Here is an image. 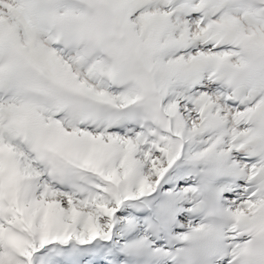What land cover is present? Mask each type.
Returning a JSON list of instances; mask_svg holds the SVG:
<instances>
[{
	"label": "snow or ice",
	"instance_id": "6c2138e0",
	"mask_svg": "<svg viewBox=\"0 0 264 264\" xmlns=\"http://www.w3.org/2000/svg\"><path fill=\"white\" fill-rule=\"evenodd\" d=\"M0 264H264V0H0Z\"/></svg>",
	"mask_w": 264,
	"mask_h": 264
}]
</instances>
